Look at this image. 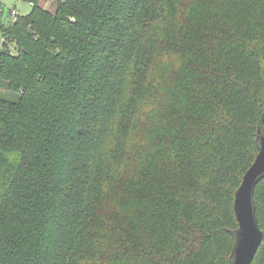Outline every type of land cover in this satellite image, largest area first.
Listing matches in <instances>:
<instances>
[{"label":"trees","instance_id":"1","mask_svg":"<svg viewBox=\"0 0 264 264\" xmlns=\"http://www.w3.org/2000/svg\"><path fill=\"white\" fill-rule=\"evenodd\" d=\"M25 1L0 14V264H230L264 0Z\"/></svg>","mask_w":264,"mask_h":264},{"label":"water","instance_id":"2","mask_svg":"<svg viewBox=\"0 0 264 264\" xmlns=\"http://www.w3.org/2000/svg\"><path fill=\"white\" fill-rule=\"evenodd\" d=\"M257 143L259 153L246 170L235 194L234 209L239 226L231 232L235 242L230 264H252L263 240L264 233L258 225L254 195L256 185L264 177V112L258 124Z\"/></svg>","mask_w":264,"mask_h":264},{"label":"rangeland","instance_id":"3","mask_svg":"<svg viewBox=\"0 0 264 264\" xmlns=\"http://www.w3.org/2000/svg\"><path fill=\"white\" fill-rule=\"evenodd\" d=\"M46 1V2H45ZM45 1H41V4L43 6H45L48 3V6L53 5L54 7V3L55 2H49V0H45ZM0 2H2V7L4 8V11L1 15V19L4 22H7L8 19V12L9 9L15 8L18 9L20 15L26 16L27 14H29L32 10V4H30L29 2H26L25 0H0ZM2 32L0 31V45L2 43ZM1 90V89H0Z\"/></svg>","mask_w":264,"mask_h":264},{"label":"built area","instance_id":"4","mask_svg":"<svg viewBox=\"0 0 264 264\" xmlns=\"http://www.w3.org/2000/svg\"><path fill=\"white\" fill-rule=\"evenodd\" d=\"M31 4H32V2H31ZM3 11H4V8L2 7V2H0V14L3 13ZM7 16H8L9 20L15 21L20 16V13H19L18 9L12 8V9H9ZM2 40H3V38H2Z\"/></svg>","mask_w":264,"mask_h":264}]
</instances>
